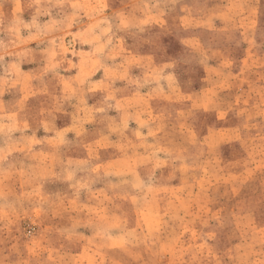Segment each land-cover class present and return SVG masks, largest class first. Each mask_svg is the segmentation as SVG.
<instances>
[{
	"label": "rangeland",
	"instance_id": "obj_1",
	"mask_svg": "<svg viewBox=\"0 0 264 264\" xmlns=\"http://www.w3.org/2000/svg\"><path fill=\"white\" fill-rule=\"evenodd\" d=\"M0 264H264V0H0Z\"/></svg>",
	"mask_w": 264,
	"mask_h": 264
}]
</instances>
